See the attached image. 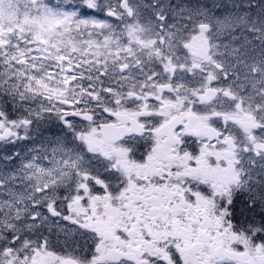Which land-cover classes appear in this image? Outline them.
Wrapping results in <instances>:
<instances>
[{"label": "snow or ice", "instance_id": "1", "mask_svg": "<svg viewBox=\"0 0 264 264\" xmlns=\"http://www.w3.org/2000/svg\"><path fill=\"white\" fill-rule=\"evenodd\" d=\"M0 264H264V0H0Z\"/></svg>", "mask_w": 264, "mask_h": 264}]
</instances>
